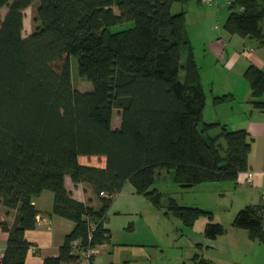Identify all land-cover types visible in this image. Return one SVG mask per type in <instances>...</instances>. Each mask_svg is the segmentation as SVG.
<instances>
[{"label": "trees", "instance_id": "16d2710c", "mask_svg": "<svg viewBox=\"0 0 264 264\" xmlns=\"http://www.w3.org/2000/svg\"><path fill=\"white\" fill-rule=\"evenodd\" d=\"M38 2L33 32L23 38V12ZM202 0H0V218L7 235L1 264H24L32 247L24 239L36 228L32 200L53 194L52 214L74 223L56 258L43 264H75L87 247L109 241L104 227L114 196L129 183L134 194L161 208L151 189L156 172L172 174L180 188L234 182L247 171L251 141L245 130L229 132L202 119L206 94L185 35V14ZM223 31L264 48V0H231ZM248 49V48H246ZM251 51V49H249ZM184 54V60L182 57ZM92 91L73 89L69 58ZM251 105L264 111V72H244ZM232 100L214 97L212 105ZM117 110L120 126L112 129ZM216 130L214 135L212 132ZM80 157L104 158V167L80 165ZM86 184L99 207L72 199L64 178ZM105 195L106 197H102ZM167 213L184 227L212 214L168 200ZM262 209L240 210L231 227L264 244ZM225 229L203 228L206 240ZM194 264H211L194 257Z\"/></svg>", "mask_w": 264, "mask_h": 264}, {"label": "crops", "instance_id": "0c3cea01", "mask_svg": "<svg viewBox=\"0 0 264 264\" xmlns=\"http://www.w3.org/2000/svg\"><path fill=\"white\" fill-rule=\"evenodd\" d=\"M230 1L214 0V4L209 6L190 3L186 7L179 5L175 11L176 13L183 11L185 14V35L193 49L194 59L199 68L200 83L205 94L208 93L202 119L203 121L211 119L204 122L218 123L229 132L236 130L247 132L252 139L247 162L248 168L246 172L240 173L234 182L217 183L215 184L217 187L197 185L185 188L189 190L188 192H196L206 198L201 199L202 201L198 204L195 201L179 206L196 208L212 214L213 207L202 204L208 201L209 194L217 200L226 198L229 203L228 206L223 205V207L217 204L218 211L226 213L228 217L225 226L215 222L224 227V234L213 241L205 239L207 248H211L209 257L197 254L194 257L211 264L224 262L226 264H258V262L263 264L264 244L250 241L244 231L233 229L231 222L240 210L248 206L261 207L264 219V111L251 105L250 90L243 76L250 65L264 72V48L254 49L249 39L230 36L223 31L222 27L228 15L227 5ZM174 6L175 4L172 10ZM26 34L29 36L31 33L26 32ZM246 48L251 51L245 52ZM225 95H231L232 100L212 105L214 97ZM208 97L210 98V109L206 110ZM103 167L104 164L100 168ZM247 174L252 175L250 185L245 184ZM64 188L72 199L82 203L90 201L94 209L99 207V202L88 185L74 186L69 177H65ZM131 194L136 195L133 189ZM116 196L112 200L104 222V227L110 234L109 241L95 247L96 255L92 259V264H100L102 256L110 254L114 249L115 244L111 243L113 237L109 221L111 215H115L116 209L112 207L115 206ZM53 201L54 197L50 192H43L32 200V205L38 211V215L36 216V228L24 233V239L32 246L26 254L24 264H43L45 259L56 258L65 236L74 228L73 222L52 214ZM233 206L235 207L234 212L232 211ZM13 217V213L7 215L6 211L0 208L1 220L10 223ZM6 241V233L0 230V256L3 255ZM117 245L122 246L123 244Z\"/></svg>", "mask_w": 264, "mask_h": 264}, {"label": "rangeland", "instance_id": "374dc122", "mask_svg": "<svg viewBox=\"0 0 264 264\" xmlns=\"http://www.w3.org/2000/svg\"><path fill=\"white\" fill-rule=\"evenodd\" d=\"M38 2H34L32 6L23 12V31L22 37H27V33H32L35 24L36 8ZM179 7L175 4L172 14H176L175 9ZM7 8L0 11V23L3 20ZM263 34H264V28ZM254 49L257 44L254 40H248ZM184 60V54L182 61ZM70 77L74 90L80 93H88L92 91V84L85 78H81L78 73L77 60L71 56L69 58ZM208 96V93H206ZM209 97L207 100L206 110L210 109ZM264 102V94L260 99ZM211 119H205L208 121ZM225 120V119H224ZM233 121V119H229ZM112 129L120 126V115L117 110L112 113ZM216 133L212 132V135ZM104 158L96 157H80L79 163L84 166H92L100 168L104 164ZM210 187H217L215 184H202ZM151 189H156L161 194V208H156L148 198L131 194L132 187L126 183L120 193L115 197L116 209L115 215L111 212L109 226L112 229L111 243L115 244L110 254H104L100 264H194L193 257L195 254L199 256H208L211 254V248H207L206 240L203 237V228L207 220L200 218L195 222L192 228H186L182 222L174 217L171 213H167L166 206L169 199H173L178 205H187L190 202L196 204L205 199L202 195L194 192H188L184 188L176 186L172 182V174L166 171L156 172L154 184ZM195 191V190H193ZM212 209L211 223L219 222L223 226L228 222L227 214L219 212V207L228 206L227 199L217 200L209 194L208 201L202 203ZM235 206V204H234ZM232 211L234 212V207ZM220 210V209H219ZM117 244H123L118 246ZM110 257V258H108ZM226 264V262H224ZM221 263V264H224ZM261 262H258L260 264ZM264 264V262H262Z\"/></svg>", "mask_w": 264, "mask_h": 264}, {"label": "built area", "instance_id": "2783aa9c", "mask_svg": "<svg viewBox=\"0 0 264 264\" xmlns=\"http://www.w3.org/2000/svg\"><path fill=\"white\" fill-rule=\"evenodd\" d=\"M202 3L206 6L214 4V0H202ZM245 52L249 53V49H245ZM252 183V175L247 174L245 179V184L250 185ZM102 197H106L102 195ZM96 255L95 248L87 247V249L81 254L80 258L76 261L75 264H92V259ZM0 264H1V256H0Z\"/></svg>", "mask_w": 264, "mask_h": 264}]
</instances>
